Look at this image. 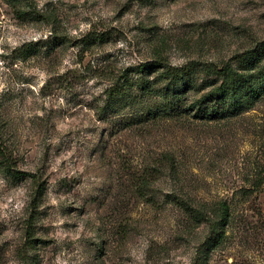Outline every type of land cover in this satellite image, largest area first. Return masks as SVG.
Masks as SVG:
<instances>
[{
	"label": "rangeland",
	"instance_id": "obj_1",
	"mask_svg": "<svg viewBox=\"0 0 264 264\" xmlns=\"http://www.w3.org/2000/svg\"><path fill=\"white\" fill-rule=\"evenodd\" d=\"M263 42L264 0H0V264H264Z\"/></svg>",
	"mask_w": 264,
	"mask_h": 264
},
{
	"label": "trees",
	"instance_id": "obj_2",
	"mask_svg": "<svg viewBox=\"0 0 264 264\" xmlns=\"http://www.w3.org/2000/svg\"><path fill=\"white\" fill-rule=\"evenodd\" d=\"M264 47V42L262 44L257 45L255 48L245 51L242 55L244 57H248L250 59H255L253 63H255L257 60H259L260 57H264V51L260 53L259 51L261 48ZM155 67L164 68L163 75L170 77L172 80H179L185 76H187L190 73L191 68L188 66V64L182 65V66H172V65H165L161 61L156 62H146L141 65H139V69L144 71H150V69H153ZM208 70L215 71L217 74L221 75L223 77V82L213 90H211L207 95H204L202 98H207V96L216 94V95H224L226 92H228V88L230 87L231 83H240L241 88L248 87V92L254 96H258L259 91L258 88H256L251 82V79L253 76H247L246 74H241L238 72H235L233 69L229 68L228 65L221 66L220 68H217L216 66L209 65L207 66ZM112 95H109L111 97ZM218 112L217 110L211 111L212 116L215 115ZM16 175L22 174L18 171H15ZM222 207V213L224 217L226 216L228 207L226 202L221 203Z\"/></svg>",
	"mask_w": 264,
	"mask_h": 264
}]
</instances>
